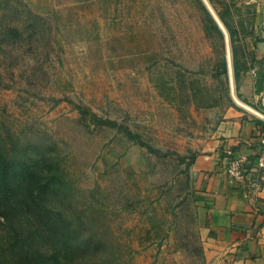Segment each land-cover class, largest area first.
Instances as JSON below:
<instances>
[{
    "label": "rangeland",
    "instance_id": "obj_1",
    "mask_svg": "<svg viewBox=\"0 0 264 264\" xmlns=\"http://www.w3.org/2000/svg\"><path fill=\"white\" fill-rule=\"evenodd\" d=\"M263 21L264 0H0V261L233 264L189 168Z\"/></svg>",
    "mask_w": 264,
    "mask_h": 264
},
{
    "label": "crops",
    "instance_id": "obj_2",
    "mask_svg": "<svg viewBox=\"0 0 264 264\" xmlns=\"http://www.w3.org/2000/svg\"><path fill=\"white\" fill-rule=\"evenodd\" d=\"M254 54L264 59V30L255 42ZM258 69L259 65H249L239 73L235 90L243 103L236 101L240 104L226 109L189 168L201 228L211 231L214 246L239 252L233 264L264 262V200L249 194L241 182L230 181L221 161V149L227 145L245 153L249 160L255 157L251 155L257 152L262 132L257 120H264L260 108H264V86L259 92L254 87Z\"/></svg>",
    "mask_w": 264,
    "mask_h": 264
},
{
    "label": "built area",
    "instance_id": "obj_3",
    "mask_svg": "<svg viewBox=\"0 0 264 264\" xmlns=\"http://www.w3.org/2000/svg\"><path fill=\"white\" fill-rule=\"evenodd\" d=\"M259 148L253 160L242 152H235L232 148H225L222 158L223 170L230 181H239L249 194L264 196V134L259 133Z\"/></svg>",
    "mask_w": 264,
    "mask_h": 264
},
{
    "label": "trees",
    "instance_id": "obj_4",
    "mask_svg": "<svg viewBox=\"0 0 264 264\" xmlns=\"http://www.w3.org/2000/svg\"><path fill=\"white\" fill-rule=\"evenodd\" d=\"M213 26H215L218 30V32L221 34V31L219 27L217 26L216 22L213 18H211ZM259 63V69L255 78V91L259 92L263 89L264 86V62H262L264 59L260 58L257 59ZM220 65L222 66V72L224 73L225 78L228 79V67H227V61L225 56L222 57ZM232 75L234 82L236 84L237 79L239 78V68H238V62L235 58V55L232 58ZM236 94H238L236 92ZM264 110L263 107H260ZM257 122H259L261 130L264 134V120L258 119ZM4 156H2L3 158ZM8 167V163L6 161L0 163V183H4V177L6 175V170ZM18 250L14 249V255L5 257L2 261H0V264H52L51 263V257H49L48 253L42 252V251H32L29 249L25 244L18 245Z\"/></svg>",
    "mask_w": 264,
    "mask_h": 264
},
{
    "label": "water",
    "instance_id": "obj_5",
    "mask_svg": "<svg viewBox=\"0 0 264 264\" xmlns=\"http://www.w3.org/2000/svg\"><path fill=\"white\" fill-rule=\"evenodd\" d=\"M230 63L229 62H227V67H228V70H230Z\"/></svg>",
    "mask_w": 264,
    "mask_h": 264
}]
</instances>
